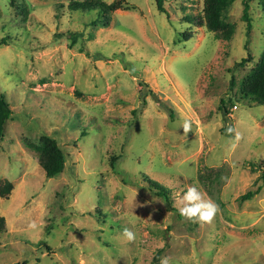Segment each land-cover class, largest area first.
Returning <instances> with one entry per match:
<instances>
[{"label": "rangeland", "instance_id": "1", "mask_svg": "<svg viewBox=\"0 0 264 264\" xmlns=\"http://www.w3.org/2000/svg\"><path fill=\"white\" fill-rule=\"evenodd\" d=\"M83 1L0 0V264H264V105L241 94L264 52L260 0L248 36L243 0L228 8V41L197 25L203 0H165L168 18L154 0L69 11ZM44 136L66 159L51 179ZM190 186L219 205L211 223L179 214Z\"/></svg>", "mask_w": 264, "mask_h": 264}, {"label": "trees", "instance_id": "2", "mask_svg": "<svg viewBox=\"0 0 264 264\" xmlns=\"http://www.w3.org/2000/svg\"><path fill=\"white\" fill-rule=\"evenodd\" d=\"M235 0H203L202 17L196 21L198 26L205 27L209 32L215 33L217 39L228 41L231 39L234 28L231 24L225 22L226 12ZM155 8L159 13L165 14L169 17V14L164 8L165 0H154ZM242 21L246 24V35L250 34L251 24L249 18V5L247 0L242 2ZM259 8L264 14V0H260L258 3ZM120 3L113 1L110 4H106L100 0H85L81 3H73L69 5L70 12L88 13L91 11H100L108 13L119 9ZM195 20L187 18V23L191 24ZM182 41H188V37L183 34L181 36ZM7 39H0V47L7 44ZM247 60L235 64V67H241L246 63ZM233 81L230 83V89H232ZM242 97L248 99L249 102L262 106L264 105V52L262 53L256 66L249 72L241 85ZM219 110L223 116L227 115V110L223 106V101ZM12 112L6 102L5 98L0 95V141L4 137L5 126L11 119ZM38 152V164L44 172L46 179H51L59 176L64 169L65 165V154L58 146V143L48 136L42 137V143L39 147L34 148ZM111 167L114 168L113 160L110 163ZM261 178L264 180V170L261 174ZM150 189L154 190V194L164 200L167 205H170L169 197L165 190L156 182L150 181ZM10 184L0 188V196L4 197L9 193ZM255 195L254 192H248L240 197L242 202L251 199ZM175 211L174 209H172ZM179 215V214H178ZM5 229V221L0 218V233ZM160 253L153 258L152 264H158V256Z\"/></svg>", "mask_w": 264, "mask_h": 264}, {"label": "clouds", "instance_id": "3", "mask_svg": "<svg viewBox=\"0 0 264 264\" xmlns=\"http://www.w3.org/2000/svg\"><path fill=\"white\" fill-rule=\"evenodd\" d=\"M184 133L191 131V122L185 120L183 125ZM183 206L179 208V214L193 223H211L216 215L219 213V205L210 198H205L196 186L188 187L187 191L182 197ZM123 235L129 240H135V234L132 230L125 228ZM160 264H170V258L164 257Z\"/></svg>", "mask_w": 264, "mask_h": 264}]
</instances>
